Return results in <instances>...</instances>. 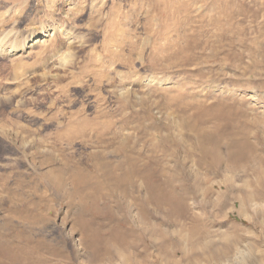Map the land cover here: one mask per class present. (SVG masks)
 I'll return each instance as SVG.
<instances>
[{
  "label": "rangeland",
  "instance_id": "374dc122",
  "mask_svg": "<svg viewBox=\"0 0 264 264\" xmlns=\"http://www.w3.org/2000/svg\"><path fill=\"white\" fill-rule=\"evenodd\" d=\"M72 123L85 131L67 137ZM102 124L107 134L96 129ZM263 138L264 0H0V245L14 259L27 253L41 264H158V235L141 231L152 224L212 231L208 246L224 254L218 262L264 264V192L240 210L254 229L229 197L221 214L212 209L217 187L208 208L200 209L196 196L227 176L244 187L249 171L228 158L243 152L242 143L264 148ZM216 156L218 169L199 162ZM99 160L115 177L134 170L131 196L139 201L149 184L172 175L189 215L167 227L150 205L142 222L139 201L121 200L117 208L119 199L104 194L106 209L84 208L83 196L95 189L73 195L79 178L72 172L101 180L93 168ZM58 170L66 172L63 188L48 176ZM234 226L238 235L226 229ZM90 228L100 233L93 239L100 252L111 229L132 245L119 246L121 256L93 258L84 233ZM251 239L258 240L254 248Z\"/></svg>",
  "mask_w": 264,
  "mask_h": 264
},
{
  "label": "bare ground",
  "instance_id": "6f19581e",
  "mask_svg": "<svg viewBox=\"0 0 264 264\" xmlns=\"http://www.w3.org/2000/svg\"><path fill=\"white\" fill-rule=\"evenodd\" d=\"M37 41L40 43V41L38 39L32 43H35ZM255 122L257 123V120L253 119V123H255ZM255 125H257V124H255ZM255 125L253 127H255ZM176 127H178V126H176ZM96 129L101 130L103 134H107L109 132V130H108L109 126L107 124H102L101 126L98 125ZM84 131L85 130H84V127L82 125H80L79 123H72L70 128L66 131V136L67 137L79 136ZM250 136H251V134H250ZM123 139H126V138H123ZM167 140H170V139H167ZM227 140L228 139H226V141ZM263 140H264V138H263ZM228 141L226 142V144L228 143ZM259 142L260 141H258L256 143L259 144ZM212 143H214V142H212ZM251 143H253V142H251ZM251 143H249V144L248 143L247 144L242 143V147L244 148L242 153L237 155L234 152V154H236V155H234L233 153H232L233 154L232 155L231 151H230L229 154H231L232 156H230V157H229V155L227 156V157H229L228 158L229 162H232L234 164L235 163L239 164V162H241L240 164H243L246 167V169L249 171V172L247 171L249 173L248 177L243 179L244 187L238 188L236 185L233 184L234 180H235L234 176H227L223 180V182H221V183L208 184L206 189H204V188L202 189L199 186H195V187H199L198 190H200L199 193L196 194V196L199 195V197L202 199V203H199L200 209L206 208L208 206V204L210 202V200H209L210 193L212 192V190H214L215 187H217V189L214 190L215 192H212V193L217 194L215 196V197H217L216 202L211 203L212 209L213 210L215 209L217 213L219 212L221 214V212L224 209L223 202H224V200H226L229 197L230 199L237 201V204L239 205V211H238L239 216H241V218H243L244 220H246L248 222V226L250 228L254 229L255 224L253 222H251L247 216H244L242 214L243 212L240 211L245 203H250L251 205L254 206L253 203L256 202V200H260V198H261L260 195L264 192V148H255V147L253 148L254 145L252 144V147H251L250 146ZM199 145L202 146L201 144H199ZM215 146L216 145L214 144L212 146V148ZM242 147L239 150L240 152L242 151ZM225 148H226V146H225ZM119 150H121V149H119ZM203 151H205V150H203ZM115 153H116V151H115ZM205 153L207 154V152H205ZM218 154L220 155V153H218ZM200 155H201V153H200ZM215 155H217V153ZM215 155H213V156H215ZM99 156H101V154ZM204 156H206V155H204ZM209 156L207 158H209ZM220 157H217V156L214 158L211 157L212 160L209 161V163H207V164H205L204 162H201V161H199V162L202 166L206 167V169L209 168V169L215 170V169H218L220 167L219 166L221 164ZM99 159H100V157H99ZM240 159H242L243 161ZM100 160L96 161V164L94 163L95 165H93V168L95 169L96 172L97 171L101 172L100 173L102 175L101 180H98V181L89 180L88 181V180L82 179L81 168H79V169L75 168L74 172H72L73 173L72 175H74V177L79 178V179L72 180L73 183H75V185H76V187H73V192L70 191L73 193V195L81 196V193L79 195V192H82V191H79V190H81V188H83V187H87L88 190H92L91 188L95 189V192L94 191H92V192L88 191L89 193H87L86 195L83 196L84 197L83 198L84 199V208L88 206L91 209H93V211H95V212L100 210V209H106L107 206H104V205L100 204V202H99V200H100L99 197L102 194L107 195V196L109 195V196L114 197V198H118L119 200H117L118 201L117 208H121V200H126V199L130 198L134 201H139V200H136L135 198H133L131 196L133 194V192H135V190L138 188V187L135 188L137 185L134 187L133 182H132L133 185L130 184V181H134L133 178H132L133 180L132 179L129 180L130 176L133 175L134 170H132V169L127 170V166H125L126 169L124 170V173L126 170L127 171L130 170L131 171L130 174L128 173L127 177H125V175L115 177L113 175L114 171L110 168V165L108 167H106L105 164L103 163L104 160L103 161H100ZM178 165H179V163H178ZM128 166H129V164H128ZM93 168H91L92 172L94 171ZM132 168H134V167H132ZM167 168H170V166ZM122 169H124V168H122ZM151 169L152 168L149 169V173L150 172L153 173L154 169H152L153 171ZM161 169L163 171L164 168H161ZM172 169H175V168L172 167ZM172 169L170 168L169 170L173 171ZM145 171H146V174L148 175V173H147L148 170H145ZM53 172H55V171H53ZM135 172L137 174V171H135ZM161 172H159L158 175H160ZM64 173H66L65 170H58L54 174L49 173L48 176L51 179V182L55 187L63 188L62 185H63V180H64V178H63ZM163 173H164V171L161 174L163 175ZM143 176H145V173ZM163 176H164L163 177L164 180H163V182L161 181L162 183L161 182H160V184H149V183H147L149 185L147 186V184H146L147 187L144 190H142V189L137 190V191L142 190L143 192H145V194L143 195L144 197L142 198V200L139 201V204L141 207L140 214H139V217H140L139 220L142 222L146 221L147 210L144 208H146L147 206L150 207V205H153L155 207L154 211L159 212L160 214L162 213L163 217L165 218V221H164L165 226L168 227L167 224H174L176 227L177 226L180 227L181 223H180V220L178 218L182 219L183 217L189 215L188 214L189 206L187 203V199L184 197L185 193L182 190V188H180V186L178 184H175L173 182L174 177L172 175L165 173ZM97 177H99V176H97ZM145 177L148 179L150 176L149 177L145 176ZM150 178H152V177H150ZM196 178H197V176H196ZM82 180L84 182L85 181L86 182L84 183V182H82ZM82 183H84V186L82 185ZM177 189L179 190V193L176 191ZM192 189H193V191L196 190L194 187ZM222 189H224V190H222ZM234 192H236V193L238 192L240 194V196L234 195L235 194ZM104 195H102V196H104ZM108 197H107V199H108ZM113 199L111 202H113ZM206 200H207V202H206ZM256 212H259V211H256ZM109 213H110L109 216L112 217V219H114V217L117 216L116 213H115V216H113L112 212H109ZM198 218H201V216L196 215L197 221H199ZM193 219H195V217H193ZM122 220H123L122 218H118V224ZM124 221L127 222V220H123V222ZM170 226H172V225H170ZM90 229L85 231L84 233L86 235L85 234L84 235H85V241L87 239H89L88 240V244H89L88 248L92 249L93 258H94V255L99 256V255L113 254V253H114L113 254L114 257L115 256L118 257V256H121V254H123L122 249L118 248L119 246L124 248V246L132 245V243H127L124 241L125 238L122 237L121 233H119L115 229L114 230L111 229V230L107 231L104 234V236H102L101 248L103 251L100 252L101 251L100 249L95 248L96 241L93 242V239H96V240L99 239L100 233L98 231H94V229L93 230L92 229L90 230ZM226 229L227 230H229V229L234 230V232H236V235H238L237 231H240V229H238L237 226H234L233 228L227 227ZM141 231H143L144 234L147 232L150 234L152 233V234L158 235L159 239H155V242H156L155 245L158 248L156 246H154V247H156V250H157L155 257H156L157 261L160 262V263L157 262L158 264H213L214 261L217 262L215 264H230V262L228 260H224L223 262L222 261L218 262L219 260H221V257L224 256V254L217 252L216 249L214 250L212 245L208 246L209 242L207 240H209V238H211L212 237L211 235H213V234H208L206 232H212V231L204 232L201 229L196 228V227H193L190 229L185 228L184 230H182V228L180 227L179 231H186L187 234H182L181 232H180V234H178V232H179L178 230L177 231L173 230L172 232H170L166 229L161 230L160 228H158L152 224L149 227L141 228ZM130 233H131V231H128L127 233L125 232V234H123V235H125V236H126V234L130 235ZM214 236H216V235H214ZM220 236H222V238H223L224 236H227V234L225 232ZM259 240L261 242H264V238L260 237ZM257 241L254 239H251L250 246H253V244L255 245L257 243ZM4 244H5V242H4ZM196 245H198L201 248V251H196V249H195ZM3 247H4L3 244L0 245V255H1L0 264H41L40 261H43L41 259H40V261L37 259L32 260V259L26 257L27 253H21V255L19 254L20 255L19 258L14 259L13 256L11 255V253L5 247L4 248ZM184 247H190V249L189 248L188 249H189V251L190 250L191 251L186 252ZM211 248H212V251H211ZM253 248H254V246H253ZM241 253H242L243 257H245V253L244 252H241ZM147 255H149V253H147ZM178 255H180L179 259L175 260V258L178 257ZM92 256L89 257L90 260L88 259L90 262L94 261V259H92ZM107 257H109V256H107ZM99 260H100V258L97 259L96 261H99Z\"/></svg>",
  "mask_w": 264,
  "mask_h": 264
}]
</instances>
